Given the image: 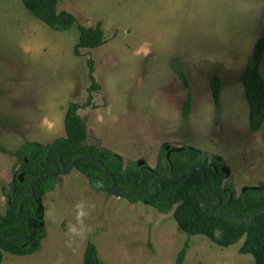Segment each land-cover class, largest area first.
<instances>
[{
	"label": "rangeland",
	"instance_id": "rangeland-1",
	"mask_svg": "<svg viewBox=\"0 0 264 264\" xmlns=\"http://www.w3.org/2000/svg\"><path fill=\"white\" fill-rule=\"evenodd\" d=\"M62 9L78 24L101 22L106 42L76 56V26L54 30L21 0H0L4 148L15 152L26 142L49 144L65 136L68 101L82 104L88 95L90 58L101 89L93 93L92 105L79 110L89 143L152 168L162 147L192 146L224 160L230 170L226 181L237 193L264 180V125L250 132L239 80L264 23V0H60ZM181 72L191 93L186 122ZM214 74L222 81L218 111L210 91ZM16 164L0 151L2 213V189L9 187ZM43 208L40 251H3L2 264H83L90 240L106 264H175L185 245L183 264H255L252 255L239 252L242 240L223 248L205 236H188L172 212L97 191L75 168L58 176Z\"/></svg>",
	"mask_w": 264,
	"mask_h": 264
},
{
	"label": "trees",
	"instance_id": "trees-1",
	"mask_svg": "<svg viewBox=\"0 0 264 264\" xmlns=\"http://www.w3.org/2000/svg\"><path fill=\"white\" fill-rule=\"evenodd\" d=\"M21 1L35 18L54 30L67 31L76 26L79 31L78 41L73 50L76 56L82 54L81 49H95L106 42L101 22L95 26L78 24L77 18L71 12L64 9L58 10L60 0ZM88 67L90 80L87 88L88 95L82 104L73 101L68 104L64 115L65 136L58 137L49 144L26 142L15 152H9L0 144V151L15 157L17 162L13 167V178L9 187L2 189L6 207L4 213L0 212V234L6 238L0 237V264L3 262V251L14 255H32L40 251L45 235L43 197L55 190L58 176L63 172L57 176H44L36 181L34 196L25 201L22 206L21 216L34 224L36 229L34 235H31L30 224L18 219L17 210L21 200L31 191V179L52 172L54 168L49 162L59 164V154L64 168L69 167L79 157H87L80 160L74 168L88 179L93 189L107 192L114 178L117 188L124 191H136L131 194H118L119 196L132 203L142 202L150 205L160 213L172 212L173 218L188 236H205L223 248L242 240L239 252L252 255L255 264H264V213H262L264 211V180L257 186L246 187L237 193L235 185L226 181L227 177L222 171V167L226 166L224 160L218 157L208 158L200 149L192 146L182 145L180 151H172L169 157H167L166 147H162L159 152V161L152 168L146 163L138 165V161L125 162L115 152L89 143L86 120L79 114V110L92 105L93 93L99 91L101 85L94 77V61L90 58ZM263 67L264 23L248 62L239 76L249 106L248 125L252 133L261 130L264 125ZM179 77L186 89V98L181 108L182 120L186 122L192 108L191 93L186 75L181 72ZM210 91L218 111L222 92V81L219 75L214 74L211 77ZM50 149L57 151H52L46 160ZM195 163L201 164L206 173L207 184L220 196L221 203L218 206L203 208L192 194V190L197 189L206 201L217 202L216 196L205 185L202 171L198 169L176 193L168 194L159 191L157 196L150 198L137 191L153 192L152 183L155 180L163 183L165 191H174L186 179L190 166ZM21 174L23 180L20 179ZM224 213L230 214L220 216ZM234 214H239L245 219L253 216L255 218L242 223ZM8 237L22 238L10 241ZM186 250L187 245L178 253L175 264H183ZM83 264H106L100 259L96 244L91 240L87 242Z\"/></svg>",
	"mask_w": 264,
	"mask_h": 264
},
{
	"label": "water",
	"instance_id": "water-1",
	"mask_svg": "<svg viewBox=\"0 0 264 264\" xmlns=\"http://www.w3.org/2000/svg\"><path fill=\"white\" fill-rule=\"evenodd\" d=\"M166 149H168L167 157H169V155H170V153H171L172 151H174V150H176V151H180L182 148H180V147H178V148H169V146H166ZM52 151H57V150H56V149H50V150L48 151V156H47L46 160H48L49 154H50ZM61 159H62V157H61V155L59 154V164H57V163H51V162L48 161V162L53 166L54 170H53L52 172L45 173V174H42V175H40V176L33 177V178L31 179V181H30V188H31L30 193H29L27 196H25V197L21 200V202H20L19 208H18V210H17V217H18V219L23 220V221H26V222H28V223L30 224V226H31V228H32V234H31V235H34L35 232H36L35 226H34V224H33L30 220H27L26 218H23V217L21 216V210H22V206H23L24 202L27 201V200H29V199H31V198L34 196V194H35V191H34V183H35L36 181H39L40 179H42L44 176H57L60 172L68 173V172H70L72 169H74L75 165H76L80 160L87 159V157H79V158L75 159V160L70 164V166H69V167H66V168H64V167L62 166ZM137 163H138V165H143L145 162H144L143 160H140V161H138ZM100 164L103 165L102 162H100ZM196 169L202 171V173H203V175H204V182H205V185H206L207 189H208V190H209L214 196H216V198H217V202H216V203H211V202L206 201V200L202 197V195L198 192L197 189H193V190H192V194L197 198V200L199 201L200 206L203 207V208H206L207 206H212V207L218 206V205L221 203V198H220V196H219L214 190H212V189L209 187V185L207 184L206 173H205L204 169L202 168L201 164H199V163H195V164H193V165L190 166L188 176H187L186 179H185V180L179 185V187H178L176 190H174V191H171V192H167V191H165L163 183H162L161 181H159V180H155V181L152 183L153 192H147V191H144V190H137V191L140 192V193L145 194L146 196H148V197H150V198L157 196L158 193H159V191H163V192L168 193V194L176 193V192H178V191L182 188V186H183L185 183H187V182L191 179V177H192V175H193V173H194V171H195ZM222 171L224 172V174L226 175V177L229 176V174H230V170H229V168H228L227 166H223V167H222ZM20 179L23 180V175H22V174L20 175ZM243 189H246V187L243 188ZM107 192H108L109 194H131V193H135L136 191H124V190H121V189L117 188V187H116V181H115L114 178H112V184H111V186L107 189ZM195 194H196L197 196H196ZM262 213H264V211H263ZM228 214H230V213H224V214H221L220 216H225V215H228ZM234 215H235V216H236V217H237L242 223H246L247 221L252 220V219L255 218V216H253V217H251V218H249V219H245L244 217H242V216L239 215V214H234ZM0 237H1L2 239H5V238H6L3 234H0ZM20 238H22V237H8L7 239L10 240V241H15V240H18V239H20ZM24 238H25V237H24Z\"/></svg>",
	"mask_w": 264,
	"mask_h": 264
},
{
	"label": "crops",
	"instance_id": "crops-1",
	"mask_svg": "<svg viewBox=\"0 0 264 264\" xmlns=\"http://www.w3.org/2000/svg\"><path fill=\"white\" fill-rule=\"evenodd\" d=\"M70 103V100L68 101V103H67V105ZM67 108V107H66ZM51 111V110H50ZM65 114V113H64ZM88 128V127H87ZM90 132H89V129H88V140H89V138H90V134H89ZM2 213V212H1Z\"/></svg>",
	"mask_w": 264,
	"mask_h": 264
},
{
	"label": "flooded vegetation",
	"instance_id": "flooded-vegetation-1",
	"mask_svg": "<svg viewBox=\"0 0 264 264\" xmlns=\"http://www.w3.org/2000/svg\"><path fill=\"white\" fill-rule=\"evenodd\" d=\"M168 150V149H167Z\"/></svg>",
	"mask_w": 264,
	"mask_h": 264
}]
</instances>
